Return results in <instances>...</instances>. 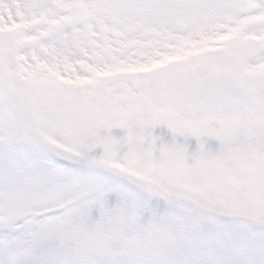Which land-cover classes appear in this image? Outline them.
Here are the masks:
<instances>
[{
    "label": "snow or ice",
    "instance_id": "1",
    "mask_svg": "<svg viewBox=\"0 0 264 264\" xmlns=\"http://www.w3.org/2000/svg\"><path fill=\"white\" fill-rule=\"evenodd\" d=\"M0 264H264V0H0Z\"/></svg>",
    "mask_w": 264,
    "mask_h": 264
},
{
    "label": "rangeland",
    "instance_id": "2",
    "mask_svg": "<svg viewBox=\"0 0 264 264\" xmlns=\"http://www.w3.org/2000/svg\"><path fill=\"white\" fill-rule=\"evenodd\" d=\"M194 141H195V140L193 139V140H192V144L190 143V144H191V150H195L196 145H194V147H192ZM195 143H196V142H195ZM211 145H212V146H211ZM209 146L215 148V147L218 146V142H216V141H214V140L209 141Z\"/></svg>",
    "mask_w": 264,
    "mask_h": 264
}]
</instances>
